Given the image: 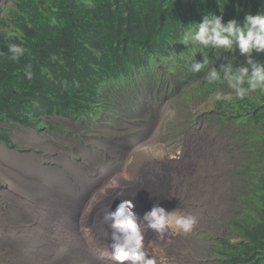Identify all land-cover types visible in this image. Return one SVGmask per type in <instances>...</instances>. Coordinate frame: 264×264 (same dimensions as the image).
Listing matches in <instances>:
<instances>
[{
	"label": "rangeland",
	"instance_id": "rangeland-1",
	"mask_svg": "<svg viewBox=\"0 0 264 264\" xmlns=\"http://www.w3.org/2000/svg\"><path fill=\"white\" fill-rule=\"evenodd\" d=\"M244 58L247 59L245 55ZM157 71L158 68L155 73ZM132 81L131 84L107 85L106 101L110 110L98 118V122L53 117L46 122L58 129L34 132L17 127L8 133L11 142L5 145L0 140V264H90L79 249L76 250L81 257L74 258L69 253L70 242L62 245L59 235L51 233L47 227H68L72 223L68 206L73 201L79 204L85 200L95 184L101 182L97 186H108L113 176L119 183L125 177H129L126 183H135L136 173L139 187L155 198L162 195L160 192L169 196L177 191L184 194V201L179 202L184 205L177 209L181 214L197 217L192 231L184 233L174 229L172 232V235H180L178 246L182 262L217 264L213 244L222 236H231L230 217L243 210L242 204L251 192L248 182L255 177L252 173L259 171L254 170L259 162L255 157L257 153L249 146L253 140L258 143L257 132H253L252 139L251 133L247 138L242 129L248 127L240 122L242 119L218 118L214 112L215 94L205 100L197 98L192 84L176 86L174 91L173 86H169L166 91L161 89L166 83L161 82L154 90L142 89L137 95V91L126 92L124 88L149 84L142 78ZM222 90L231 91L226 85ZM207 146H214L213 152L221 157L220 163L208 169L218 168L215 171L220 182L218 189L217 183L210 181L212 178L205 166L199 171L200 158ZM191 152L194 163L189 162ZM209 155L205 157L207 162ZM213 156V153L209 156L212 165ZM171 167L173 170L167 173ZM173 179L181 184L175 185ZM225 183H231L233 193L228 201L221 198V193L225 194L223 189L228 188ZM131 189L128 197L137 201L136 190ZM100 194L93 191L88 199H99L101 206L106 207L110 197L96 198ZM176 198L173 197V202ZM77 205L74 206L76 211ZM135 208L139 214L137 206ZM73 215L78 218L77 212ZM93 217L95 223L96 216ZM149 245L156 254L159 252L153 241ZM156 254L149 253V256Z\"/></svg>",
	"mask_w": 264,
	"mask_h": 264
},
{
	"label": "trees",
	"instance_id": "trees-1",
	"mask_svg": "<svg viewBox=\"0 0 264 264\" xmlns=\"http://www.w3.org/2000/svg\"><path fill=\"white\" fill-rule=\"evenodd\" d=\"M217 3L221 9L224 7L225 21L230 18L242 21L247 12H264V0H217ZM217 3L216 0H6L2 7L6 12L0 11V139H11L5 125L37 131L56 129L57 126L46 122L51 116L98 122L110 110L106 89L111 83L127 84L142 78L149 85L124 88L126 92L137 91V95L142 89L154 90L158 82L173 88L185 87L206 73L207 66L199 72L189 71L199 57L198 62L203 63L204 56L215 59V68L221 74L219 66L229 61H234L237 68L236 56L241 55L238 49L229 55L230 51L214 53L192 40L187 45L180 42L187 28L193 27L187 24L200 21L205 11L221 14ZM21 39L25 55L13 61L8 45L20 44ZM194 49L199 52L197 59L191 57ZM52 55L57 59L52 60ZM252 57L254 63H264V53L253 51ZM28 65L33 73L31 80L25 74ZM243 66L251 72V65ZM218 88V84L194 86L193 92L198 91L196 97L205 100ZM214 107L219 117L242 119L240 122L248 127L243 129L247 138L251 133L252 139L253 132H257L258 143L253 140L249 146L257 153L259 162H255L254 170L259 171L252 173L255 177L248 182L251 192L242 204L243 210H238L231 219V236L217 239L213 253L217 264H264V95L256 92L243 100L234 96L231 102L215 101Z\"/></svg>",
	"mask_w": 264,
	"mask_h": 264
},
{
	"label": "clouds",
	"instance_id": "clouds-1",
	"mask_svg": "<svg viewBox=\"0 0 264 264\" xmlns=\"http://www.w3.org/2000/svg\"><path fill=\"white\" fill-rule=\"evenodd\" d=\"M5 1L6 0H3L0 11L5 4ZM204 2H206V0H204ZM217 5L221 14L218 15L215 12L205 11L200 21H193L187 24H191L193 27L187 28L180 42L187 45L188 41L192 40L194 43L203 45L204 48L214 53H219L220 50L225 52L230 51L229 55H233L238 49L241 55L236 56L237 68H234L233 66L234 61H229L226 65L219 66L223 73L221 74V71H217V68H215V59H207L204 56L203 63H200L198 62L201 61L199 57L195 64L189 68V71L194 73L199 72L207 66L206 73L203 74L202 77L186 85L188 86L192 84L191 87L193 90L194 86H197V88H203L205 85L218 84L219 88L217 91H212V94L208 96L204 95L208 98L215 94V101L223 99L225 102H231L234 96L235 99L243 100L250 92H253L254 95H256V92L264 95V63H254L252 57L253 51L264 53V12H247L242 21L236 18H230L225 21L223 17L224 7L221 9L218 3ZM52 23L54 24L55 20H53ZM8 51L12 54L11 59L13 61H19L26 52V49L23 46V40L21 39L20 44H9ZM198 54L199 52L197 49H194L191 57L197 59ZM244 55L247 58L246 60ZM51 59L56 60L57 57L52 55ZM189 61H192V59L189 58ZM245 63L252 66L251 72H249L247 66H243ZM172 64L177 66L175 62ZM30 69L31 65H28L25 69L26 77L29 80L33 77V73ZM41 71H44V69H41ZM223 85L228 86L231 91L226 92L222 90ZM167 87L168 84H166V88H164L166 91H168ZM175 87L173 88V91L176 89ZM253 94H251V96ZM53 117L54 116H51L50 118ZM217 117L219 118L218 114ZM228 118L230 119V116H228ZM77 121L80 122L79 120ZM5 127L9 130L19 127L20 129L31 130L34 132L37 131L20 125L13 127L5 125ZM56 129L58 128L56 127ZM8 133H10V131ZM245 135L246 134H244V136ZM2 141H4L6 145L7 141ZM8 142H11V139L8 140ZM6 147L9 146L7 145ZM207 147L208 148L204 151V155L200 158V161H202L207 154L211 155V153H213L215 162L214 165H212L211 162L209 166V168L213 169L218 163H220L221 157L218 152H213L214 146L212 148L210 146ZM125 179H129V177H125ZM111 189H121V185L115 176L109 178L107 188H100L102 198L106 197ZM145 191L142 189V193L146 196H152ZM165 194L169 195L167 193ZM98 202L99 201H97V203ZM77 204L76 201H73L71 205ZM136 206L137 204L135 205L132 199H123L118 204H115L113 209H111L110 206H106L107 210L104 211L103 216L96 218L95 223L81 224L78 222L77 218L70 213V220L72 223L68 227H66V225H57L49 226L47 228L51 233L59 235L58 241L62 245L70 242L71 247L69 248V253L74 255V258L77 257V260L81 257V254L76 250L74 244L75 238L87 235L93 247L100 240L106 242L104 245L105 250L98 251L100 255L97 256L100 260L109 261L111 264H184L179 257L181 254L178 246V244H180V235H172V229L188 233L192 231L197 224V217L192 214H181L178 209L167 211V209L159 204H154L151 209L145 211L142 216L140 213H136ZM137 210L139 211L138 206ZM38 225L44 228L41 223ZM85 225H90L91 228L94 227L98 229V234L93 236L91 231H87L83 228ZM74 226H78L80 229L77 231L76 229H73ZM146 231L147 237L144 236ZM88 232L91 234H87ZM60 234H66L68 237L64 238L63 235ZM100 234L101 236L98 237ZM150 241H153L155 245H158V247L155 248L158 249L159 252L154 256H149V249L147 247ZM233 241H238V239H233ZM80 262L83 261L80 260Z\"/></svg>",
	"mask_w": 264,
	"mask_h": 264
},
{
	"label": "bare ground",
	"instance_id": "bare-ground-1",
	"mask_svg": "<svg viewBox=\"0 0 264 264\" xmlns=\"http://www.w3.org/2000/svg\"><path fill=\"white\" fill-rule=\"evenodd\" d=\"M195 132V131H194ZM192 133V132H191ZM199 135V133H197ZM188 137V136H187ZM189 139V138H188ZM186 141V140H185ZM190 142V141H188ZM192 142V141H191ZM189 147V146H188ZM200 147V146H199ZM187 149V148H186ZM189 151V150H188ZM192 151V150H191ZM190 152V151H189ZM184 155V154H183ZM203 156V155H202ZM210 156V155H209ZM208 156L209 160L208 162L206 161V158H204L200 163L199 166V171L201 170V167L205 166V169L208 172V176L211 177L212 179H210V181L216 182L217 183V189L220 185V182H218L219 178L216 175L217 170H213V171H209L210 168V157ZM185 157V156H184ZM206 157V156H205ZM192 160V161H191ZM186 161V160H185ZM195 161V159L193 158V152H191V158L189 159V162H193ZM155 162V161H154ZM160 162V161H159ZM194 163V162H193ZM163 165V164H162ZM178 165V164H177ZM178 168V167H177ZM180 169V168H179ZM209 169V170H208ZM171 170H173V168L171 167V169L169 170V168L167 169V173H171ZM196 170V169H195ZM160 171V170H159ZM140 172V171H139ZM141 173V172H140ZM190 173V172H189ZM204 173V172H203ZM202 174V173H201ZM195 175V174H194ZM198 175V174H197ZM200 176V175H198ZM197 176V177H198ZM141 177V176H140ZM187 177V176H186ZM203 177V176H202ZM135 178V183H126L129 182L126 179L122 180L120 185H121V189H111L109 190L108 196L110 197V204H108L107 206H110L111 209H113L115 204H118L121 200L123 199H132L134 200V198H132V196L128 197V192L131 190L133 191L131 188H134L136 190V195H137V201L134 200V202H136L138 209H139V213L143 216L144 212L147 210H150L151 207L154 204H159L160 206H163L165 209H167V211H172L173 209H177V207H183V203H179L183 197V195L179 194V191L174 192L172 196L166 195L164 192H160L159 194H162L160 197L155 198L154 195H152L151 197L148 195H142V189L139 187V182H137V173L134 175ZM170 178V177H169ZM190 178V177H189ZM183 179V178H182ZM188 179V178H187ZM169 180V179H168ZM181 180V179H180ZM179 180V182H181ZM196 180V179H195ZM172 181V180H171ZM175 185L181 184L178 183L177 180L173 181ZM186 182V181H185ZM189 182V180H188ZM208 182V181H207ZM101 183V182H99ZM99 183L95 184V187L91 190V192L89 193V195L87 196V198L85 200H82L81 203H79L78 206V210L76 211L74 209L75 205H70L69 206V210L70 213H76L78 214V222L81 224H88V223H94L93 221V216L95 215L96 218H99L101 216H103L104 211L107 210L106 207H102L101 203L102 201H99V199H88L90 197V195L92 194V192L94 191V193L100 192V188L101 187H105L107 188L108 186L106 185H101V186H97ZM172 185V184H171ZM189 185V184H188ZM192 185V184H191ZM201 185H204L201 184ZM199 185V186H201ZM159 186V185H158ZM170 186V185H169ZM181 186V185H180ZM214 186V185H213ZM187 187V186H184ZM203 187V186H202ZM216 188V187H215ZM194 189V188H193ZM201 190V188H200ZM203 190V189H202ZM212 190V189H211ZM164 191V190H163ZM207 191V190H206ZM213 191V190H212ZM135 192V191H134ZM184 192V191H183ZM153 193V192H152ZM184 193H187L186 191ZM217 193V192H216ZM189 195V194H188ZM193 195V194H191ZM187 196V195H186ZM173 197H178L180 198V200L178 198H176V202H173ZM213 197V196H212ZM96 198H102L101 194L100 195H96ZM171 198V199H170ZM218 198V197H217ZM216 198V199H217ZM168 199L171 200V202H168ZM188 200V199H187ZM97 201H99L97 203ZM184 201V199H182V202ZM186 201V199H185ZM172 209V210H171ZM24 211V210H23ZM25 212V211H24ZM21 213V212H20ZM25 216V215H24ZM24 216H20L21 219H25ZM62 216V215H61ZM29 219V217H28ZM83 228L87 231H91L93 233V236L98 234V229L92 227L90 225H85L83 226ZM73 229H76L78 231V226H74ZM172 232H175L174 229H172ZM87 234H91L90 232H88ZM172 234V233H171ZM62 235V234H60ZM176 235V234H175ZM64 236L67 238L68 235L64 234ZM100 235H98V237H100ZM144 236L147 237V231L144 233ZM152 239V238H150ZM75 247L76 249H79L80 251H82L84 254H86V257L88 258L87 261H89L88 263L90 264H111L109 261L106 260H100L98 258L97 255H100V253H98V251H104V245L106 244L105 241L100 240L98 243H96L94 245V247L92 246L91 241L88 239V236H78L77 238H75ZM149 249V253L150 254H156V251L153 247L149 246L147 247ZM97 249V250H96ZM87 250V253H85V251ZM97 254H96V253Z\"/></svg>",
	"mask_w": 264,
	"mask_h": 264
},
{
	"label": "flooded vegetation",
	"instance_id": "flooded-vegetation-1",
	"mask_svg": "<svg viewBox=\"0 0 264 264\" xmlns=\"http://www.w3.org/2000/svg\"><path fill=\"white\" fill-rule=\"evenodd\" d=\"M226 184H228V183H226ZM226 184H224V185H226ZM226 186H227L228 188H224V189H223L225 194H222V193H221V195H222L221 198L226 199V200L228 201V199L230 198L231 195H233V193H232L231 183L228 184V185H226ZM221 191H222V190H221ZM234 216H235V215H234ZM234 216H233V217H234ZM230 219H232V217H230Z\"/></svg>",
	"mask_w": 264,
	"mask_h": 264
},
{
	"label": "water",
	"instance_id": "water-1",
	"mask_svg": "<svg viewBox=\"0 0 264 264\" xmlns=\"http://www.w3.org/2000/svg\"><path fill=\"white\" fill-rule=\"evenodd\" d=\"M2 4H3V0H0V7H1ZM156 175H157V177H159L158 174H156ZM142 195H145V194L142 193Z\"/></svg>",
	"mask_w": 264,
	"mask_h": 264
}]
</instances>
